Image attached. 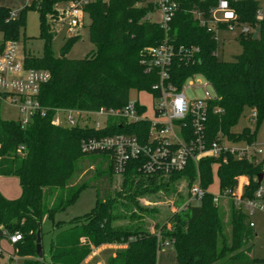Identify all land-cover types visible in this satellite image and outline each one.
I'll return each mask as SVG.
<instances>
[{"label": "trees", "instance_id": "16d2710c", "mask_svg": "<svg viewBox=\"0 0 264 264\" xmlns=\"http://www.w3.org/2000/svg\"><path fill=\"white\" fill-rule=\"evenodd\" d=\"M75 0H33L18 15L0 5V33L3 43L17 41L25 29V14L29 10L39 13L41 37L46 42L43 57L26 54L28 69L47 70L50 81L40 93V103L46 115L33 118L23 128L19 121L0 117V177H16L21 196L15 200L0 192V238L3 233H19L18 256L24 264H82L93 249L103 245H124L126 249L111 256L108 264H157L158 253L165 241L171 243L178 264H264V259L249 256L253 231L247 215L230 203L229 227L224 221V210L215 206L213 159H203L198 165L190 162L180 173L149 174L143 170L144 158L131 159L122 177V184L114 196L111 185L113 172L111 151L84 154L80 145L84 139L117 134L136 137L140 144L149 139V120L127 122L111 119L101 131L81 127H55L52 120L57 110L93 112L100 108L121 109L129 104L131 91L147 92L158 81L156 71L147 73L146 49L161 44L166 36L174 48L169 69L170 81L182 90L186 82L196 75L202 76L214 90L211 106L219 107L222 114L210 112L206 125L209 141L220 134L233 141H255L254 134L244 129L232 132L245 110L257 111L258 122L264 119V19L256 21L259 10L257 0H230L239 24L261 26L260 36L242 34V53L232 62H223L216 56L218 40L194 18L192 9L198 8L208 16L218 0H180L181 7L170 23L169 31L145 19L149 9L135 7L137 0H107L90 3L85 12L91 20L89 26L93 50L86 58L55 57L51 50L52 32L46 24L47 16L55 6ZM226 26H221L225 29ZM77 39V38H74ZM74 39L67 42V46ZM138 113L146 107L136 104ZM259 125V124H258ZM260 173L248 161L230 159L217 172L219 193L236 187V178L253 179ZM200 177L206 194L198 206L182 209L185 199L176 202L179 212L167 223L156 224L160 235L147 230L145 216L156 210L139 205L138 199L150 197L170 184L187 178L192 185ZM96 188L98 193L93 210L68 226L51 241L49 259H38L36 241L43 238L45 218L53 220L55 214L66 210L80 193ZM256 185L251 183L246 192L252 196ZM54 199V201H53ZM48 203V205H47ZM124 222L125 224H118Z\"/></svg>", "mask_w": 264, "mask_h": 264}, {"label": "built area", "instance_id": "2783aa9c", "mask_svg": "<svg viewBox=\"0 0 264 264\" xmlns=\"http://www.w3.org/2000/svg\"><path fill=\"white\" fill-rule=\"evenodd\" d=\"M94 1L98 0H75L66 3L64 10L61 11L60 20L70 19L68 24L70 33L84 26L85 8ZM229 1L218 0L216 5L209 10L207 17H205V12L198 8L192 9L191 13L200 25L213 33L215 32L214 28L221 29V26H226L225 29L230 30L237 25L243 26L244 24H239L237 14L230 7ZM135 7H147L149 12L145 19L159 25L167 32L170 29V23L181 7V1L137 0ZM157 13L160 15V19L153 20L152 16ZM12 16L15 17L16 14H12ZM263 19L264 14L259 9L256 21L260 22ZM255 25L252 26L255 27ZM242 34L255 38L256 31L252 33L249 28L244 27ZM146 53L148 54L147 73L155 70L158 77V81L152 87L157 96L151 95L155 101L154 118H149L147 112L140 115L136 107L137 103H129L121 109L100 108L93 112L60 109L56 111L52 125L65 128L81 126L83 129L101 131L108 126L111 119H122L129 123L149 120L151 128L148 142L145 144H140L135 136L124 134L93 137L82 141L80 149L84 154L98 151L112 152L113 172L116 176L124 174L131 159L144 158L143 170L146 173L162 172L165 175L180 173L188 167L190 162L198 165L201 160L208 158L214 160L213 172L214 170L218 172L219 167L222 164H227L230 159L248 161L254 167L259 168L260 173L253 179L246 176L236 178L238 191L234 188L219 193L218 196L214 195L213 202L215 206H219L222 199L229 200L236 210L247 215L248 218L255 212L264 213V159L258 160V157L263 154L262 149L257 148L255 141L252 143L248 141L236 142L221 134L215 140L209 141L206 134L208 116L210 112L215 115L222 114L219 107L211 106L210 100H214L215 97L211 98L207 93L208 96L204 99H189L184 89L180 91L172 84L169 69L174 48L168 36L158 46L147 48ZM50 79L51 73L47 70L26 68L20 55L19 42L7 41L0 45V100L9 102L19 110L22 116L19 122L23 128L31 124L35 116L46 115L47 111L42 107L39 97L42 87ZM100 118L107 119L104 126H101ZM252 118L257 120V111L252 112ZM242 143L246 144L245 148H234V145ZM260 174H262L261 181L259 180ZM251 183H254L256 188L252 192V196L247 197L246 192ZM205 194L206 191L202 188L198 177L191 185L182 209L198 206ZM249 226L254 228V224L251 222ZM3 236L12 246L22 240L19 233L4 232ZM171 246L169 241H165L161 245L162 248Z\"/></svg>", "mask_w": 264, "mask_h": 264}, {"label": "rangeland", "instance_id": "374dc122", "mask_svg": "<svg viewBox=\"0 0 264 264\" xmlns=\"http://www.w3.org/2000/svg\"><path fill=\"white\" fill-rule=\"evenodd\" d=\"M33 0H0V5L7 7L11 10L12 14H17L25 6L31 5ZM259 2V9L264 14V0H257ZM67 4H60L55 6V11L53 14L47 16L46 24L52 32L51 38V50L55 57H60L64 52L69 59H83L86 58L89 53L93 50V45L90 40V29L91 20L87 14L84 17V26L78 28L75 32L70 33L68 24L70 22L69 18L65 20H60L62 17L61 11L64 10ZM153 20H159L160 15L154 14L152 16ZM249 28L253 33L256 31V36H260V25H237L234 26L232 30L230 29H220L214 28L216 36L218 39V45L216 48V56L218 60L223 62H232L236 56L242 53V28ZM77 38V39H74ZM74 39L72 43L67 46V42ZM3 43V35L0 33V45ZM46 47L45 40L41 37L40 28V18L39 13L36 10H29L25 14V29L21 34L20 38V55L24 60L25 55L31 54L35 57H43L44 50ZM206 80L200 76L196 75L190 79L184 85L183 89L185 94L189 99H204L208 95L211 98L215 97L214 90L211 86H207ZM208 93V95H207ZM129 103H139L140 105L146 107L147 116L149 118H154V108L155 101L151 94L147 92H137L131 91L129 96ZM0 117L7 121H19L22 116L17 108L11 105L7 101L0 100ZM95 120V118H92ZM92 120V122H94ZM101 126L107 123V119L100 118ZM259 124V125H258ZM92 125V123H91ZM81 127V126H80ZM244 129H248L255 136V145L257 148L262 149L263 154L258 157V160L264 159V119L258 122L252 118V112L245 110L240 116L236 126L232 128V132L235 134H240ZM246 144H236L234 148L242 149L245 148ZM114 183H112L111 192L114 194L120 190L122 184V177H113ZM200 178V177H199ZM201 181V180H200ZM191 183L187 178H184L175 184H170L166 189H160L159 193L152 195L150 197H144L138 199L139 205L147 209L156 210L152 215L145 216V222L147 230L153 234L160 235L159 229L155 226L163 225L167 223V229L171 228L168 219L175 213L179 212V206H176V202L180 199H185L188 197L189 189ZM238 191L237 186L235 187ZM0 192L1 194L9 199L15 200L21 196V188L16 177L1 178L0 179ZM209 192L216 196L219 195V179L217 176V171L213 172V184L209 187ZM96 188H88L83 190L79 197L74 203L69 205V207L55 214L53 220L48 218L44 219L42 230V248L43 257L49 259V249L52 239L62 232H65L66 228H57L55 225L62 223L68 226V223L80 218L88 213H90L96 205L97 201ZM54 201V199H53ZM230 201L226 199L221 200V204L217 207L224 210V221L226 224L227 232L229 233V208ZM48 205V203H47ZM178 208V209H177ZM249 221L254 224L253 230V240L251 242L252 250L249 254L252 258L264 259V213L255 212L251 215ZM118 224H125L120 222ZM15 247V250H14ZM17 246H12L9 241L4 238H0V250L2 254L0 255V264H24V259L18 256ZM126 249L124 245H106L104 248H99L95 250L89 257L85 259L82 264H108L109 258L118 252ZM12 258V259H11ZM157 264H178L176 260V254L173 248L163 247L158 253Z\"/></svg>", "mask_w": 264, "mask_h": 264}, {"label": "water", "instance_id": "95a60500", "mask_svg": "<svg viewBox=\"0 0 264 264\" xmlns=\"http://www.w3.org/2000/svg\"><path fill=\"white\" fill-rule=\"evenodd\" d=\"M63 56V54H62ZM262 179V174L259 175V180L261 181ZM36 256L38 259L43 258V248H42V240L40 234H38V238L36 241Z\"/></svg>", "mask_w": 264, "mask_h": 264}, {"label": "crops", "instance_id": "0c3cea01", "mask_svg": "<svg viewBox=\"0 0 264 264\" xmlns=\"http://www.w3.org/2000/svg\"><path fill=\"white\" fill-rule=\"evenodd\" d=\"M2 6V5H1ZM1 178H10V177H0V179ZM15 178V177H14ZM17 179V178H16ZM17 181H18V179H17ZM220 189V188H219ZM186 199V198H185ZM185 201V200H184ZM183 205V204H182ZM183 207V206H182ZM178 209V208H177ZM247 222H248V224L250 223V221H249V218H248V220H247ZM253 229V228H252ZM253 231V230H252ZM106 245H103V246H101V247H99V248H104ZM126 247V246H125ZM99 248H97V249H93V252L95 251V250H99ZM14 250H15V247H14ZM92 252V253H93ZM113 256H115V255H113Z\"/></svg>", "mask_w": 264, "mask_h": 264}]
</instances>
